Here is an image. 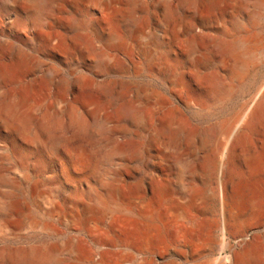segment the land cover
I'll return each mask as SVG.
<instances>
[{
    "label": "rangeland",
    "instance_id": "374dc122",
    "mask_svg": "<svg viewBox=\"0 0 264 264\" xmlns=\"http://www.w3.org/2000/svg\"><path fill=\"white\" fill-rule=\"evenodd\" d=\"M214 2L221 10L208 13L207 0H0V264H233L209 239L203 209H191L183 228L151 230L138 209L120 210L146 203L165 220L159 204L183 202L193 187L219 198L208 207L220 219L221 178L228 217L245 222L229 242L235 251L251 243L254 264H264V172L243 161L264 119L209 181L200 162L211 151L198 153L203 130L244 113L264 88V2ZM231 39L250 62L240 79L225 74L218 91L208 78ZM171 104L199 132L193 143L179 138L176 155L158 135L157 110ZM93 217L103 218L97 228ZM119 249L131 253L126 263Z\"/></svg>",
    "mask_w": 264,
    "mask_h": 264
},
{
    "label": "bare ground",
    "instance_id": "6f19581e",
    "mask_svg": "<svg viewBox=\"0 0 264 264\" xmlns=\"http://www.w3.org/2000/svg\"><path fill=\"white\" fill-rule=\"evenodd\" d=\"M210 1L212 4L207 9L208 13L221 10V6L217 5L214 0H207ZM238 1V0H237ZM260 3L264 2V0H258ZM238 9V7H237ZM134 27V26H133ZM243 36V35H241ZM245 37V36H244ZM249 37V36H248ZM116 41V40H115ZM227 44V43H226ZM222 45V44H221ZM225 45V44H224ZM110 46V45H109ZM228 49L227 53L221 58L218 69L216 72L212 73V77L208 78V83L215 87L218 91H225L227 87H225L223 82V77L225 74H231L236 79H240L242 75L246 72L247 66L250 62L248 55L246 54V45L240 43L238 40L228 41ZM199 53V51H197ZM218 53V52H217ZM208 54V53H206ZM204 54L200 57H196L195 61L198 66H200L204 62ZM213 59V58H212ZM203 61V62H202ZM213 61V60H212ZM213 65V64H212ZM201 68V67H200ZM208 77V76H207ZM204 81V80H201ZM206 82V81H205ZM209 89V88H208ZM214 90V88L212 89ZM216 94V93H215ZM130 105V104H129ZM128 105V107H129ZM134 106V105H133ZM168 106V105H167ZM134 108V107H133ZM131 110V109H130ZM126 111V110H125ZM158 114L161 115L160 123L161 129L158 132V135L161 136L162 140L167 141L164 144L165 149L167 146L170 145V149L174 150L175 155L180 152V147L178 145L180 140L179 138L184 139L188 144L193 143L195 139L199 136V132L191 127L189 124V120L186 116L174 105H170L164 108H158ZM127 113V112H126ZM131 115V114H129ZM135 119V118H134ZM159 119V116H158ZM264 119V88L260 91L257 99L254 101V104L250 108H248L244 113L239 114L238 116L234 117L232 121L226 122L219 126L218 128H208L202 131L200 144L198 148V153L203 154L207 150L211 151L210 155L204 156L201 158V166L203 175L209 179H213L212 175L214 172H217L220 175L221 169L224 167V161L226 158H232V155L236 153V148L238 144L240 145L241 142L245 143L244 141L247 140L249 133L257 126L259 122ZM133 120V119H132ZM149 120L148 117H144L143 121L147 122ZM141 121V120H140ZM159 121V120H158ZM263 122V121H262ZM261 127V125H260ZM259 127V128H260ZM264 128V127H263ZM256 129V128H255ZM254 129V130H255ZM263 132V131H262ZM221 134L223 136V141L220 145H215L214 141L216 138V134ZM255 134V133H254ZM260 134V133H259ZM158 138V137H157ZM156 138V139H157ZM221 138V137H220ZM258 138V137H257ZM222 139V138H221ZM250 139V138H249ZM161 140V139H160ZM255 140V139H254ZM258 144H254L255 146L251 147L248 152H246L243 156V161L246 166L251 170L253 173H263L264 172V133L258 139ZM219 141V140H218ZM217 141V142H218ZM248 142V141H247ZM255 143V142H254ZM159 144V143H158ZM161 144V143H160ZM182 144V143H180ZM184 145V144H183ZM245 145V144H244ZM251 145V144H250ZM182 147V146H181ZM196 147V146H195ZM250 147V146H249ZM240 148V147H239ZM163 149V148H162ZM169 149V147H168ZM192 149V148H191ZM190 149V150H191ZM243 149V148H242ZM161 151V150H160ZM165 153L164 157L168 156L169 151L163 150L162 153ZM187 151V150H186ZM185 151V152H186ZM194 151V150H193ZM239 151V150H238ZM241 151V150H240ZM244 151V150H243ZM196 152V151H195ZM242 152V151H241ZM172 153V152H171ZM197 153V152H196ZM240 153V152H238ZM205 154V153H204ZM209 154V153H208ZM186 155V153H185ZM184 155V156H185ZM237 155V154H236ZM171 156V155H170ZM235 156V155H234ZM240 156V155H239ZM112 157V156H111ZM187 157V156H186ZM189 157V156H188ZM173 158V157H172ZM163 159V158H162ZM200 159V158H199ZM237 162V157L235 158ZM192 160V159H191ZM194 160V159H193ZM231 160V159H230ZM240 160V159H239ZM242 160V159H241ZM172 161V159H171ZM170 161V162H171ZM176 161V160H173ZM199 161V160H198ZM197 161V162H198ZM235 161V160H234ZM233 161V162H234ZM162 162V161H161ZM163 163V162H162ZM176 163V162H175ZM183 163V162H182ZM199 163V164H200ZM243 163V162H242ZM243 163V164H244ZM169 164V160L166 161V165ZM171 164V163H170ZM180 164V163H178ZM197 163V165H199ZM242 164V165H243ZM161 165V164H160ZM183 165V164H182ZM186 165V164H185ZM183 165V166H185ZM193 165V164H191ZM174 166V165H173ZM178 166V165H177ZM233 166V165H232ZM236 166V165H235ZM196 167V166H195ZM198 167V166H197ZM244 167V166H243ZM166 168V167H165ZM169 168V167H168ZM177 168V167H176ZM187 168V167H186ZM189 168V167H188ZM193 168V167H192ZM199 168V167H198ZM170 169V168H169ZM183 169V168H181ZM166 170V169H165ZM187 170V169H186ZM194 170V168H193ZM196 170V169H195ZM174 171V170H173ZM177 171V170H176ZM190 171V170H189ZM225 171V169H224ZM165 172V171H164ZM172 172V171H171ZM183 172V171H182ZM181 172V173H182ZM197 173V170L195 171ZM201 172V171H200ZM170 173V172H169ZM168 173V174H169ZM189 173V172H187ZM199 173V172H198ZM171 174V173H170ZM185 174V172H184ZM248 174V173H246ZM167 175V173H166ZM224 175V174H223ZM233 175V174H232ZM262 175V174H260ZM168 176V175H167ZM170 176V175H169ZM192 176V175H191ZM231 176V175H230ZM186 177V176H185ZM199 177V176H198ZM197 177V178H198ZM212 177V178H211ZM225 177V176H224ZM223 177V178H224ZM257 177V176H256ZM170 178V177H169ZM168 178V179H169ZM190 178V177H188ZM196 178V179H197ZM200 178V177H199ZM202 178V177H201ZM167 179V178H166ZM206 179V178H205ZM233 179V178H232ZM260 179V178H259ZM184 180V179H183ZM182 180V182H183ZM207 180V179H206ZM217 180V179H216ZM231 180V178H230ZM207 181V182H208ZM211 181V180H210ZM168 185V180L166 181ZM204 182V181H203ZM213 182V181H212ZM231 182V181H230ZM170 183V181H169ZM172 183V182H171ZM205 183V182H204ZM228 183V182H227ZM190 184V183H189ZM192 184V183H191ZM221 185H222V199L221 200V216L220 219L216 218V215L213 214V208L208 207V202L213 201V205L218 203L219 198L214 195V197L209 198L203 197L200 193H197L193 187L187 188L184 191V198L183 202L179 201H170V202H162L159 205L164 207V219H161L159 216L160 213L158 210L153 207L152 205L146 203H139V204H123L121 205L120 210H125L126 212L130 213L133 209H138L139 216L141 219L144 220L146 226H149L150 230L156 228L157 226L160 227L161 225H165V223L170 222L174 225L183 228L189 222L191 218L190 210L193 208H200L203 209V215L208 216V223H209V231L210 236L209 239L215 238L217 243L216 246L220 249L221 254H225L228 252H232V259L230 257H226L225 259L220 256V259L224 260L225 262H233V264H254L256 263V251H253V245L249 242L243 240V244L241 249L235 251L234 246L231 242H229V237L232 235L236 236L243 232L245 227V222L232 220L228 217L227 207L228 204L225 201V191L224 185L222 183L221 178ZM232 185V184H231ZM230 185V186H231ZM235 185V184H234ZM188 186V185H187ZM168 187V186H167ZM172 189V188H171ZM231 189V188H230ZM119 190V189H118ZM260 190V189H259ZM258 190V191H259ZM117 191V190H116ZM167 191V190H165ZM255 191V190H254ZM253 191V193H254ZM257 191V190H256ZM114 192V191H113ZM121 192V191H120ZM217 192V191H216ZM119 194V193H118ZM229 194V193H228ZM244 194V193H243ZM116 195V193H115ZM120 195V194H119ZM118 195V196H119ZM255 195V194H254ZM253 195V196H254ZM228 196V195H227ZM262 199V198H261ZM121 200V199H120ZM124 200V199H123ZM125 201V200H124ZM249 201V200H248ZM256 201V200H255ZM146 202V201H145ZM231 202V201H230ZM259 202V201H258ZM104 203V202H103ZM116 203V202H115ZM133 203V202H132ZM136 203V202H135ZM262 203V202H261ZM118 204V203H117ZM233 204V203H232ZM258 204V203H257ZM103 205V204H102ZM210 205V204H209ZM212 205V206H213ZM231 205V204H230ZM254 206V205H253ZM259 206V205H258ZM235 207V205H234ZM233 207V208H234ZM247 207V206H245ZM257 207V206H256ZM218 208V207H217ZM106 209V208H105ZM117 209V208H116ZM241 209V208H240ZM89 210V209H88ZM242 210V209H241ZM264 210V209H263ZM92 211V210H90ZM103 210H101L102 212ZM111 211V210H110ZM195 211V209H194ZM233 211V210H232ZM257 211V210H256ZM109 212V211H107ZM90 213V212H89ZM123 213V212H122ZM162 213V212H161ZM101 214V213H100ZM118 214V213H117ZM116 214V215H117ZM138 214V213H137ZM240 214V213H239ZM242 214V212H241ZM103 215V214H102ZM108 215V214H107ZM110 215V213H109ZM124 215V214H123ZM163 215V213H162ZM201 215V214H200ZM91 216V215H90ZM89 216V217H90ZM106 217V216H105ZM133 217V216H132ZM197 217V216H196ZM242 217V216H240ZM131 218V217H130ZM135 218V217H134ZM103 218L93 217L91 218L90 222L94 225L95 228L98 227L100 221ZM197 219V218H196ZM206 219V218H205ZM117 220V219H115ZM105 221V219H104ZM125 221V220H124ZM133 221V219H132ZM137 222V221H135ZM116 223V222H115ZM132 223V222H130ZM128 223V224H130ZM140 223V222H139ZM203 223V222H202ZM114 224V223H113ZM109 225V224H108ZM133 225V224H132ZM131 225V226H132ZM156 225V226H155ZM92 226V225H91ZM116 227V226H115ZM114 227V228H115ZM118 227V226H117ZM92 228V227H91ZM113 228V227H112ZM176 228V227H173ZM175 230V229H174ZM98 231V230H97ZM110 232V231H109ZM197 232V231H196ZM104 233V232H103ZM106 233V232H105ZM176 233V232H175ZM151 231L147 233L148 242L150 240ZM174 234V233H173ZM216 234V236H214ZM103 235V234H102ZM105 235V234H104ZM186 235V234H185ZM196 235V234H194ZM231 235V236H230ZM99 236V235H98ZM152 236V235H151ZM188 236V235H187ZM189 236H191L189 234ZM198 236V234H197ZM244 237V236H243ZM111 238V237H110ZM245 238V237H244ZM185 239V238H184ZM183 239V240H184ZM203 239V238H202ZM234 239V238H233ZM145 240V239H144ZM248 240V238H247ZM260 240V239H259ZM262 240V239H261ZM101 239L99 240L100 243ZM189 241V240H188ZM192 241V240H191ZM194 241V240H193ZM183 242V241H182ZM185 242V241H184ZM260 242V241H259ZM192 243V242H191ZM238 243V242H237ZM264 243V242H263ZM147 244V243H146ZM189 244V243H188ZM187 244V245H188ZM208 244V243H207ZM262 244V243H261ZM257 245V244H256ZM263 245V244H262ZM115 246V245H114ZM259 246V245H258ZM113 247V246H112ZM186 247V245H185ZM37 248V247H36ZM108 248V247H106ZM194 248V247H193ZM255 248V246H254ZM42 249V248H41ZM109 249V248H108ZM117 249V248H116ZM185 249V248H184ZM189 249V248H188ZM191 249V248H190ZM189 249V250H190ZM34 250V249H32ZM43 250V249H42ZM107 250V249H106ZM112 250V248H111ZM193 250V249H192ZM191 250V251H192ZM217 250V249H216ZM255 250V249H254ZM41 251V250H40ZM39 250L36 252H40ZM264 251V250H263ZM31 252V251H30ZM35 252V253H36ZM42 252V251H41ZM102 252V251H101ZM108 252H111L108 250ZM114 252V251H113ZM34 253V252H33ZM50 253V252H49ZM139 253V252H138ZM188 253V252H187ZM51 254V253H50ZM53 254V253H52ZM51 254V255H52ZM107 254L104 252L103 255ZM165 254V253H164ZM32 255V254H31ZM41 255L38 254V256ZM115 255V254H114ZM136 255V254H135ZM186 255V254H185ZM264 255V254H263ZM19 256V255H18ZM22 256V255H21ZM46 256V255H45ZM81 256V255H80ZM36 257V255H35ZM82 257V256H81ZM114 257V256H113ZM116 257L119 262L123 263L128 260L129 257H132L131 253H125L119 249L116 253ZM136 257V256H135ZM191 257V256H190ZM37 264H52V257H36ZM57 258V257H56ZM88 258V257H87ZM134 258V257H133ZM192 258V257H191ZM194 258V257H193ZM55 259V258H54ZM105 259V258H104ZM142 259V258H141ZM88 260V259H87ZM146 260V259H145ZM219 260V259H218ZM86 261V260H85ZM133 261V260H132ZM140 261V260H139ZM144 261V260H143ZM33 262V260L31 261ZM30 262V263H31ZM36 262V261H35ZM98 262V261H97ZM129 262V261H128ZM131 262V261H130ZM223 262V261H222ZM258 262V261H257ZM112 263V262H111ZM220 263V262H219ZM95 264H104V262H99ZM115 264V263H114ZM133 264V263H132ZM259 264V263H257Z\"/></svg>",
    "mask_w": 264,
    "mask_h": 264
}]
</instances>
